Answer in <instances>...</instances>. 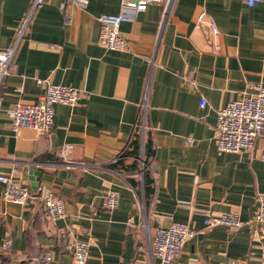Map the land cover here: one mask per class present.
<instances>
[{
    "label": "crops",
    "instance_id": "1",
    "mask_svg": "<svg viewBox=\"0 0 264 264\" xmlns=\"http://www.w3.org/2000/svg\"><path fill=\"white\" fill-rule=\"evenodd\" d=\"M32 1L0 0V50ZM125 1L47 0L0 80V173L18 168L14 179L32 195L7 201L0 183V264H42L47 252L52 264H77V241L89 243L85 264H160L148 232L175 221L194 234L174 264H264V224L255 220L262 143L219 152L215 138L218 110L264 85V1L176 0L163 26L162 3L134 12ZM123 11L133 15L120 25L129 50H112L99 42V17ZM38 78L83 95L54 104L50 131L14 130V106L45 91ZM66 145L70 167L59 154ZM110 190L121 197L112 211ZM48 197L65 203L54 222ZM222 212H237L242 226L207 228L206 214Z\"/></svg>",
    "mask_w": 264,
    "mask_h": 264
},
{
    "label": "built area",
    "instance_id": "2",
    "mask_svg": "<svg viewBox=\"0 0 264 264\" xmlns=\"http://www.w3.org/2000/svg\"><path fill=\"white\" fill-rule=\"evenodd\" d=\"M47 0H33L28 12L22 17L15 32V39L11 46L0 50V80L10 72V67L19 45L28 31L32 22L35 10L46 3ZM76 3H84L86 0H74ZM176 0H126L125 10L131 9L134 12L145 10L148 4L160 2L163 4L161 26L171 17ZM249 6H253L264 0H244ZM205 13L199 15L202 21ZM133 18L128 12L119 14H103L99 17L100 32L99 42L112 50L128 51L129 46L121 34L120 25L124 21ZM39 85L45 87L44 93L37 102H19L12 109L13 119L11 126L14 130L30 128L42 132L51 130L54 123V104L62 103L75 105L83 95V91L69 86L53 83L47 79L38 78ZM254 93L240 96L230 101L226 106L218 110L215 130V138L219 152H241L252 150L257 141L262 143L264 149V85H253ZM207 100L202 98L200 106L206 107ZM143 127L146 126L143 121ZM191 142V139H189ZM71 145H66L59 152L67 166L75 165L67 159V151ZM12 173H0V183L4 184V198L7 201L19 204H26L32 197L29 190L21 186L14 179ZM118 191L110 190L105 195V203L108 210H114L120 203ZM259 209L255 220L264 224V195L259 197ZM45 212L52 222L65 216V203L62 199L48 197L45 202ZM242 221L237 212H222L220 214H206L205 225L212 229L218 226H227L237 230L242 226ZM194 234V230L186 222L175 221L166 226H158L151 234L148 232L149 245L152 255L160 260V264H174L175 259L180 255L183 244ZM12 241L7 239L2 248L10 249ZM89 243L77 241L74 243V260L77 264H85L88 258ZM54 260L52 252L45 254L42 264H52Z\"/></svg>",
    "mask_w": 264,
    "mask_h": 264
},
{
    "label": "trees",
    "instance_id": "3",
    "mask_svg": "<svg viewBox=\"0 0 264 264\" xmlns=\"http://www.w3.org/2000/svg\"><path fill=\"white\" fill-rule=\"evenodd\" d=\"M137 151H134L133 153H136Z\"/></svg>",
    "mask_w": 264,
    "mask_h": 264
}]
</instances>
